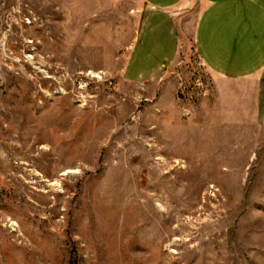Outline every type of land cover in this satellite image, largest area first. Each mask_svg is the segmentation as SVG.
<instances>
[{
	"label": "rangeland",
	"instance_id": "374dc122",
	"mask_svg": "<svg viewBox=\"0 0 264 264\" xmlns=\"http://www.w3.org/2000/svg\"><path fill=\"white\" fill-rule=\"evenodd\" d=\"M141 62L137 0H0V264H264V81Z\"/></svg>",
	"mask_w": 264,
	"mask_h": 264
},
{
	"label": "crops",
	"instance_id": "0c3cea01",
	"mask_svg": "<svg viewBox=\"0 0 264 264\" xmlns=\"http://www.w3.org/2000/svg\"><path fill=\"white\" fill-rule=\"evenodd\" d=\"M144 18L138 37L141 62L160 66L175 58L171 14L190 0H137ZM196 52L217 78L264 81V0H200ZM149 60V61H148Z\"/></svg>",
	"mask_w": 264,
	"mask_h": 264
}]
</instances>
